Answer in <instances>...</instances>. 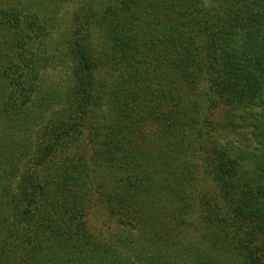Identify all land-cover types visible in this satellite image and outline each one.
Segmentation results:
<instances>
[{"label":"trees","instance_id":"1","mask_svg":"<svg viewBox=\"0 0 264 264\" xmlns=\"http://www.w3.org/2000/svg\"><path fill=\"white\" fill-rule=\"evenodd\" d=\"M1 110L0 264H264V0H0Z\"/></svg>","mask_w":264,"mask_h":264},{"label":"rangeland","instance_id":"2","mask_svg":"<svg viewBox=\"0 0 264 264\" xmlns=\"http://www.w3.org/2000/svg\"><path fill=\"white\" fill-rule=\"evenodd\" d=\"M44 77H45L44 84H45L46 88H56L61 83L60 75L54 70H50V71H49V69L46 70L44 73ZM8 120L10 122L9 124L6 123V121H8ZM17 122H18V120H17ZM14 123H15L14 118H12V120H10L8 118V115H6L2 110L0 111V156L2 153L4 155L5 150L8 148V144L11 140L12 133H13V129H12V127H10V125H14ZM16 125H17V123H16ZM59 166H63V164H60ZM6 181H8V177H7ZM6 187L7 188H5L3 190V194L8 192V183H7ZM96 226L100 228L103 225H100V222L99 223L96 222Z\"/></svg>","mask_w":264,"mask_h":264}]
</instances>
